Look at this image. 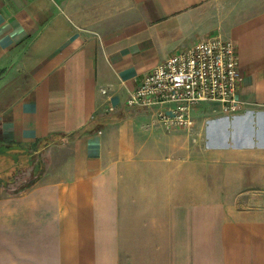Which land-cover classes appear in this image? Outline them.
<instances>
[{
	"label": "crops",
	"instance_id": "obj_1",
	"mask_svg": "<svg viewBox=\"0 0 264 264\" xmlns=\"http://www.w3.org/2000/svg\"><path fill=\"white\" fill-rule=\"evenodd\" d=\"M214 35L240 111L166 129L126 106ZM18 150L43 168L0 184V264H264V0H0V152Z\"/></svg>",
	"mask_w": 264,
	"mask_h": 264
},
{
	"label": "built area",
	"instance_id": "obj_2",
	"mask_svg": "<svg viewBox=\"0 0 264 264\" xmlns=\"http://www.w3.org/2000/svg\"><path fill=\"white\" fill-rule=\"evenodd\" d=\"M242 80L236 44L221 35L201 39L151 68L126 99L128 108H148L166 129L195 125L193 110L215 102L226 114L244 107L238 98ZM102 91L107 93V89ZM110 104L108 110H114Z\"/></svg>",
	"mask_w": 264,
	"mask_h": 264
},
{
	"label": "rangeland",
	"instance_id": "obj_3",
	"mask_svg": "<svg viewBox=\"0 0 264 264\" xmlns=\"http://www.w3.org/2000/svg\"><path fill=\"white\" fill-rule=\"evenodd\" d=\"M217 123L212 120L210 126L214 127ZM4 151H7L5 149ZM18 154H12V152H0V184L12 191L19 190L26 187L32 180L35 179V175L39 174L43 168V162L40 158L41 155H35L32 159L26 156V152L18 150ZM9 158L12 161L7 163ZM40 159V160H39Z\"/></svg>",
	"mask_w": 264,
	"mask_h": 264
},
{
	"label": "trees",
	"instance_id": "obj_4",
	"mask_svg": "<svg viewBox=\"0 0 264 264\" xmlns=\"http://www.w3.org/2000/svg\"><path fill=\"white\" fill-rule=\"evenodd\" d=\"M10 152H12V154H18L17 152H13V151H10ZM6 161H7V163L10 162V164H12V163H11L12 161H10L9 158H8Z\"/></svg>",
	"mask_w": 264,
	"mask_h": 264
}]
</instances>
